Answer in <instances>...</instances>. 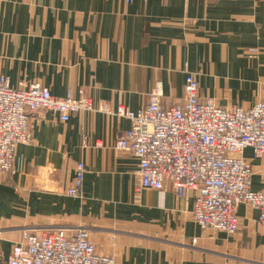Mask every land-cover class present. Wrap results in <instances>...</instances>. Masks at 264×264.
Segmentation results:
<instances>
[{
    "label": "crops",
    "instance_id": "obj_1",
    "mask_svg": "<svg viewBox=\"0 0 264 264\" xmlns=\"http://www.w3.org/2000/svg\"><path fill=\"white\" fill-rule=\"evenodd\" d=\"M0 72L113 112L139 111L156 87L165 107L182 104L191 72L201 98L249 108L264 100V0H0ZM130 127L99 111L67 123L38 112L0 184V264L27 230L78 227L117 264H264L258 210L241 205L228 235L195 224L193 193L138 190V160L115 149ZM244 158L264 193V160ZM79 162L82 199L67 195Z\"/></svg>",
    "mask_w": 264,
    "mask_h": 264
},
{
    "label": "built area",
    "instance_id": "obj_2",
    "mask_svg": "<svg viewBox=\"0 0 264 264\" xmlns=\"http://www.w3.org/2000/svg\"><path fill=\"white\" fill-rule=\"evenodd\" d=\"M199 89L196 75L187 72L182 104L165 107L156 87L139 111L120 105L113 112L96 109L84 91L79 98H57L41 84L13 88L0 72V184L13 172L17 147L31 143L30 125L38 112H51L67 123L78 113L99 111L130 121L115 149L138 160L139 191L170 187L179 198L193 193L192 218L202 230L235 235L241 205L258 210L264 227V193L252 189L254 170L244 158L250 148L264 160V100L249 108H225L201 98ZM85 173V165L77 163L69 197L82 199ZM67 231L27 230L6 264H117L113 256L98 252L87 228L78 227L72 235Z\"/></svg>",
    "mask_w": 264,
    "mask_h": 264
},
{
    "label": "rangeland",
    "instance_id": "obj_3",
    "mask_svg": "<svg viewBox=\"0 0 264 264\" xmlns=\"http://www.w3.org/2000/svg\"><path fill=\"white\" fill-rule=\"evenodd\" d=\"M31 231V230H30ZM36 232H39V231H36ZM42 232V231H41ZM115 258V257H114Z\"/></svg>",
    "mask_w": 264,
    "mask_h": 264
}]
</instances>
